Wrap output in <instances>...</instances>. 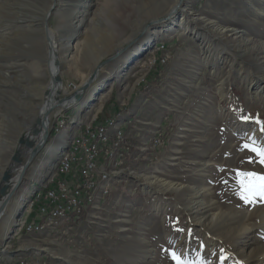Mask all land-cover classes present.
Here are the masks:
<instances>
[{
  "label": "rangeland",
  "instance_id": "1",
  "mask_svg": "<svg viewBox=\"0 0 264 264\" xmlns=\"http://www.w3.org/2000/svg\"><path fill=\"white\" fill-rule=\"evenodd\" d=\"M177 1L173 16L177 23L186 16L187 29L168 34L159 28L171 0H90L85 7L77 0H0V200L41 141L38 137L26 146L24 139L36 127L39 89L48 81L49 36L58 43L61 71H71L70 64L82 77L97 71L85 103L51 113L48 136L52 129L55 135L14 186L4 216L18 205L19 224L3 237L0 220L1 264L17 258L36 264H176L172 251L191 264H264V197L245 202L241 180L248 178L239 175H264L259 157L244 147L254 141L264 148V78L250 52L241 53L243 47H233L202 19L231 25L241 37L264 42V0ZM155 46L165 47L161 55ZM149 51L152 60L130 73ZM159 56L166 60L151 75L152 61ZM127 58L117 75L115 68ZM101 93L107 94L104 102L114 96L117 110L110 113L131 111L133 120L142 100L148 108L157 105L149 115L154 147L152 138L139 148L131 144L115 168L122 170L111 185L121 196L116 208L122 213L120 224L71 228L68 234L59 228L26 232L21 227L28 220L22 216L34 190L48 182L57 152L68 147L76 124H90L100 112L104 102L93 106ZM73 138L71 148L78 145ZM111 153L118 155L117 150ZM156 177L178 188L149 184ZM106 181L100 182L102 188ZM199 208L206 218L202 221L195 217Z\"/></svg>",
  "mask_w": 264,
  "mask_h": 264
},
{
  "label": "bare ground",
  "instance_id": "2",
  "mask_svg": "<svg viewBox=\"0 0 264 264\" xmlns=\"http://www.w3.org/2000/svg\"><path fill=\"white\" fill-rule=\"evenodd\" d=\"M77 2L79 3V5H84V7L90 4V0H77ZM171 2L172 4L169 8V12H168L169 14H171L172 11H174L176 7H179V2L177 0H171ZM255 12L257 14L262 13V10L260 11V9L257 8ZM185 17L186 16L182 15L179 18L180 19L179 23L182 24L184 21V24L181 27V25L177 23L176 19L174 18L172 14L170 17L165 19V21L160 25L159 32L170 34L172 33L173 30H176L177 28H179V31L183 33L187 29V26L185 23ZM192 19L196 20V17ZM202 19L204 21L203 25H207L211 30L219 33L222 36H225L228 39V42L233 44V47H238L239 49L243 47L242 51L239 50L241 53H244L247 51L250 52L251 55H253L252 57L253 63L259 69L261 76L264 78V42H259V41L255 42V41L249 40L247 37H241L242 33H240L239 30L232 27L231 25H222L212 20H208L205 18H202ZM4 25L5 24H3V26ZM193 35L196 36L197 39H199V44L203 43L204 39L199 37V33L197 34L196 32H193ZM240 37H241L240 41L243 42L241 45L237 41V39ZM47 40H48V49H49V59H48L49 62L46 63L48 65L46 67V71L48 73V81L44 87L40 86L38 94L40 95L39 99L41 101L39 103V112L37 113V116H38L37 124L33 130V133L31 134L32 136H28L27 138L24 139L26 146H30L31 144L33 145V141L35 139H37L38 137L41 138L44 132L46 130L48 131L50 127L51 113H54L57 115L59 114L60 108L75 105L76 103L82 102L84 99H87L89 96L87 95V93L92 91V89L95 86V83L97 82V78H94L93 80L89 81V78L86 77L85 75H83L82 77L81 71L77 69V66L72 65V64H70V66L73 67L71 71H67L66 69L64 71H61L60 61H59L58 56L56 55V53L58 52V43L54 40L52 36H49V39ZM155 48L156 50H159L162 47L155 46ZM148 59L152 60L150 51L143 59H140L139 61H137L136 65H134L130 73H132L133 70H135V68L136 69L143 68L144 63ZM219 59L222 60L221 58ZM128 60H129L128 58L125 59L123 62H121V64L118 67L115 68L117 69L116 70L117 75H119L121 71H123V68L127 65ZM205 63L207 62L205 61ZM73 71L74 73H71L73 74V76H69V78L72 77L70 78L71 80L65 81L66 78L68 77L67 75L69 74V72H73ZM101 81L102 80L99 81V84H102L101 86L105 85V81L103 83H100ZM106 97H107V94L105 95L103 93L99 94V96L96 99L97 100L96 102L98 104L96 103L94 106L92 105L93 109L99 108L104 102V100L106 99ZM85 101L86 100H84V103ZM85 124H82V122L79 124H76L78 128H76V133L74 134L73 137L77 136L76 139L78 141V145L75 146L74 148L68 147V148L63 149V151H61V153L59 154V157L57 156L56 162L54 163L53 169L51 170L50 177L48 178V182L47 181L43 182L44 184L42 187H37L36 190H34L32 198L29 201L28 207L25 208L24 211L22 210L23 211L22 218H25L27 214L29 216L30 213H32L30 215H33L32 210L35 208L38 202L42 201L45 198L46 193L48 191V185L56 183L57 179L59 178L58 177L59 171H62L66 167L67 161L70 159V156L73 155L76 151H78V147L81 141V131L84 128ZM113 125L114 124L112 120H107V122L103 125L99 133V140H110L111 137H114V142L111 145V149H108L106 153L100 155V169L104 170V174L96 175V179L93 180L92 188H89V191H83L79 195L78 204H72L66 212H60L56 214L55 216H39L37 218V224L29 227V232H40L41 230L45 229V227L54 228L56 225H58V222L64 216H68L70 219H73V220H78L81 218L80 217L81 214L85 213L87 209L89 208V206L92 205L94 201V197H95V192L97 190H99L102 195L108 194L111 191V187H112L111 185L113 181L116 179V176H118L122 171L121 169L115 170V168L116 167L119 168L123 164L122 163L123 162V156H122L123 149L128 147V145H125L126 136L124 135V132H122L121 127L118 126V127L113 128ZM73 137L71 138V140L73 139L75 140V138ZM92 148H97V140H84L83 141L84 150H92ZM114 150L118 151L117 153L118 155L116 154L117 155L116 157H113L111 153V152H114ZM88 166H97V159H88ZM19 174H17L14 177L15 178L13 180L14 185L11 184L10 185L11 188L9 187L8 189L2 192L3 198L0 200V220H2L1 230H2L3 237H5L10 231H13L15 226L19 224V219H17V213L19 210L18 205H16L15 208H13L8 214H6V216H4L5 209L9 201V198L16 191V188L14 189V186L19 181ZM101 181H106L104 183L105 186L103 188L100 184ZM149 184L151 185L159 184V187H164L168 189L176 188L178 186L174 182L172 183L170 181H165L164 178L158 179V177L153 179V181H150ZM40 188H42V191H40L41 190ZM35 197H36V200L34 201ZM80 205H82V212H81ZM199 210L200 208L197 209V213L195 217L196 219L199 218L198 219L199 221L200 220L202 221L205 218V216L200 215ZM205 223L208 224L207 222ZM27 226H28V221H24L21 228H24L25 230V227ZM10 264H33V263L27 261V259L20 261L17 258L15 259V261L12 260Z\"/></svg>",
  "mask_w": 264,
  "mask_h": 264
},
{
  "label": "built area",
  "instance_id": "3",
  "mask_svg": "<svg viewBox=\"0 0 264 264\" xmlns=\"http://www.w3.org/2000/svg\"><path fill=\"white\" fill-rule=\"evenodd\" d=\"M164 48L162 47L156 52H161ZM165 60L164 56H159L160 62H165ZM154 61L155 58L152 63ZM95 118L82 129L78 151L70 156L56 183L48 185L45 198L35 206L32 221H28V226L25 227L26 232H29L30 226L37 224L39 216H55L60 212H66L72 204H78L79 195L92 188L96 175L104 174V170L100 169V155L111 149L114 137H111L110 140H99L100 130L107 122V118L100 122H94ZM84 140H97V148L84 150ZM88 159H97V166H88ZM80 207L82 212V205Z\"/></svg>",
  "mask_w": 264,
  "mask_h": 264
},
{
  "label": "crops",
  "instance_id": "4",
  "mask_svg": "<svg viewBox=\"0 0 264 264\" xmlns=\"http://www.w3.org/2000/svg\"><path fill=\"white\" fill-rule=\"evenodd\" d=\"M159 55H161V52H159ZM137 106L138 107H135V112H139V113L137 115L138 117L136 116L137 117L136 120H133V118L130 117V113H132L131 111H129L130 112L129 114L128 113L126 114L117 113L116 115H113L112 113H110V111L113 112L115 111V109L117 110V106H115L113 102L108 106V109H109L108 115H106L105 118H107V120H112L114 124L113 128L118 127V126L121 127L122 132H124V135L126 136L127 145L129 146V148L132 147L131 144L133 145L135 144L134 147L139 148L140 144H143L142 142L147 143L149 138L150 139L152 138L151 146H153L152 140L156 134L153 137L151 134H148L152 131L151 126L154 124L151 121L152 119L151 116L149 115H150L152 108L157 105L152 104L153 107L149 106L148 108L147 107L148 105H145V103L142 100L141 102L137 104ZM132 120H133V123H131ZM71 134L72 133H70L69 135ZM147 134L148 136H145ZM71 138L69 137V141H71ZM69 145H70V142H69ZM59 152L60 151L57 152V155L59 154ZM116 181L118 180H115L114 182ZM116 187L117 186L115 185V188ZM115 188L113 184V188L111 189V191L105 195H102L101 192L97 190L95 192L94 201L92 203L93 206L92 205H90L91 207L89 206V208L85 212L82 219L76 220V222L74 220V222H72V219H70L68 216H64L60 219V221L58 222V225H56L54 228L45 227V229L55 230V228L56 229L59 228L57 231H61V232L63 231V233L68 234L69 229L71 228L77 229V228H116L118 227V224H120V220H122V218H120L121 217L120 215L122 213L117 211L116 208L119 206V202L121 201V196L118 193H116ZM27 216L28 214L25 216L24 219H27L28 221H32V217L30 216L27 218ZM38 262L39 264L41 263V261L37 260V263ZM33 263L36 264L35 262Z\"/></svg>",
  "mask_w": 264,
  "mask_h": 264
},
{
  "label": "snow or ice",
  "instance_id": "5",
  "mask_svg": "<svg viewBox=\"0 0 264 264\" xmlns=\"http://www.w3.org/2000/svg\"><path fill=\"white\" fill-rule=\"evenodd\" d=\"M261 131L264 132V127L261 128ZM244 147L255 153L259 157V163L264 165V148L257 146L254 141L252 144L245 143ZM239 175L248 178L241 180V188L244 193L241 198L245 202H248L253 196L264 197V175H259L255 172H239ZM179 231L183 230L179 229ZM171 256L176 264H191V262L182 259L175 251L171 252Z\"/></svg>",
  "mask_w": 264,
  "mask_h": 264
},
{
  "label": "water",
  "instance_id": "6",
  "mask_svg": "<svg viewBox=\"0 0 264 264\" xmlns=\"http://www.w3.org/2000/svg\"><path fill=\"white\" fill-rule=\"evenodd\" d=\"M177 8H178V7H176L175 10L172 11L171 14H173L174 12H176V11H177ZM171 14H169L167 17H165V18L162 19V20L167 19L168 17H170ZM162 20H157V21H155V22H160V21H162ZM155 22H154V23H155ZM117 54H118V53L114 54V55H113L110 59H108L107 61H110L111 59H113L114 57H116ZM96 73H97V71L95 70V71L92 73V75L90 76L89 81H91V80H93V79L95 78ZM62 108H63V107H62ZM47 136H48V131L46 130V131L44 132L43 136L41 137V141L38 142V143L34 146V148L32 149V151L30 152V154H29V156H28V158H27V160H26V162H25V164H24V166H23V168H22V170H21V172H20V175H19V181L17 182V185L19 184V182H20V180H21V178H22V176H23V173H24L26 167L29 165V163L31 162V160L33 159V157L36 155V153L41 149V147L43 146V144L46 142V140H47ZM65 148H66V147H65ZM18 154H19V151H18Z\"/></svg>",
  "mask_w": 264,
  "mask_h": 264
},
{
  "label": "trees",
  "instance_id": "7",
  "mask_svg": "<svg viewBox=\"0 0 264 264\" xmlns=\"http://www.w3.org/2000/svg\"><path fill=\"white\" fill-rule=\"evenodd\" d=\"M158 63H160L159 58L155 59V61L152 64L151 73H150L151 75H154L155 72L157 71V69H158ZM138 89H140V88H138ZM112 100H114V96L113 95L111 96V99L110 100H107V101L104 102V104H103L100 112L97 113V116H96L94 122H100V121H103L105 119V113H106V111L108 109V106L112 103ZM54 135H55V133H54V130L52 129L50 131V133H49V136L47 137L48 140L52 139V137ZM21 190H22V187L20 188V192H21ZM33 211H34V209L32 210V212ZM30 216L32 217V215H29L28 217H30ZM83 216H84V213L81 214L80 217H83Z\"/></svg>",
  "mask_w": 264,
  "mask_h": 264
}]
</instances>
